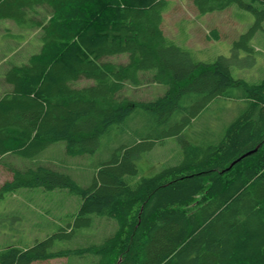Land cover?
<instances>
[{
	"label": "trees",
	"instance_id": "16d2710c",
	"mask_svg": "<svg viewBox=\"0 0 264 264\" xmlns=\"http://www.w3.org/2000/svg\"><path fill=\"white\" fill-rule=\"evenodd\" d=\"M167 2L0 0V166L12 172L0 200L31 190L79 198L46 237L0 248V264H264V78L235 77L231 58L196 61L169 42ZM193 4L201 14L236 4L256 15L254 29L264 20V0ZM19 32L36 35L28 56L17 37L1 43ZM144 84L165 91L132 99ZM222 98L245 101L223 134L184 140V127ZM117 126L132 140L112 151ZM169 136L183 140L182 155L144 175L137 159ZM58 145L70 158L103 145L110 156L85 184L41 159Z\"/></svg>",
	"mask_w": 264,
	"mask_h": 264
},
{
	"label": "rangeland",
	"instance_id": "374dc122",
	"mask_svg": "<svg viewBox=\"0 0 264 264\" xmlns=\"http://www.w3.org/2000/svg\"><path fill=\"white\" fill-rule=\"evenodd\" d=\"M163 12V30L167 40L190 51L196 61L212 62L219 56H225L231 58V70L235 77L250 82H259L264 78V20L254 29L257 17L253 12L234 4L224 10L201 14L193 0H168ZM213 30L217 31L218 38L214 37ZM30 38L21 44L23 57L38 48L36 35L31 34ZM8 40L3 37L1 42ZM164 91L162 84H144L135 87L130 97L135 100L152 99ZM244 106L241 99H218L203 109L180 134L189 141H199L202 134H223ZM120 131L117 126L112 133V151L132 140L130 134H121ZM182 141L178 136H169L152 150L142 152L137 159L142 173L154 175L164 165L174 163L182 155ZM109 156V151H105L103 145L91 158H70L62 145H58L43 153L41 159L69 165L73 174L86 184L92 180L96 165ZM11 178L12 172L0 166V186ZM36 191L31 190L29 197L22 191L0 200V248L19 241L32 244L36 238L46 237V226L59 223L58 216L74 212L79 205V198L65 190H58V193L57 190ZM32 264H67V259L36 261Z\"/></svg>",
	"mask_w": 264,
	"mask_h": 264
},
{
	"label": "crops",
	"instance_id": "0c3cea01",
	"mask_svg": "<svg viewBox=\"0 0 264 264\" xmlns=\"http://www.w3.org/2000/svg\"><path fill=\"white\" fill-rule=\"evenodd\" d=\"M14 32H16V31H14ZM22 32H19L18 34L17 33H15L16 35H18V36H14V37H12V36H10L11 34H5V35H3L2 34V36H1V40H2V38L3 37H7L8 39H14V38H16L17 37V39L19 40V41H21L22 43H24V42H26V41H28V40H30L31 38H30V36H31V34H24L23 33V35H19V34H21ZM34 35V34H33ZM11 37V38H10ZM11 41H13V40H11ZM7 41H4V42H1V43H6ZM155 85H158V84H155Z\"/></svg>",
	"mask_w": 264,
	"mask_h": 264
},
{
	"label": "bare ground",
	"instance_id": "6f19581e",
	"mask_svg": "<svg viewBox=\"0 0 264 264\" xmlns=\"http://www.w3.org/2000/svg\"><path fill=\"white\" fill-rule=\"evenodd\" d=\"M14 50H15V49H14ZM7 56H8V55H7ZM244 102H245V101H244ZM205 104H206V103H205ZM181 110H182V109H181ZM181 110H180V111H181ZM183 110H184V109H183ZM180 111H179V113H180ZM185 112H186V111H185ZM169 126H170V125H169ZM159 129H160V128H159ZM44 190H45V189H44ZM60 191H61V190H60ZM54 192H55V191H54ZM57 193H58V190H57ZM62 206H63V205H62ZM72 211H73V210H72ZM70 213H71V212H70ZM67 216L69 217L70 215L67 214ZM71 216H72V215H71ZM67 219H68V218H67ZM55 221H56V220H55ZM59 222H60V221H59ZM64 223H65V221H64ZM106 233H107V232H106Z\"/></svg>",
	"mask_w": 264,
	"mask_h": 264
}]
</instances>
